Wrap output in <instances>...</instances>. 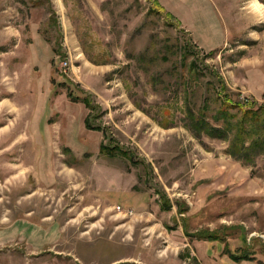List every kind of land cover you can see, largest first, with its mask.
I'll return each mask as SVG.
<instances>
[{"label": "rangeland", "instance_id": "374dc122", "mask_svg": "<svg viewBox=\"0 0 264 264\" xmlns=\"http://www.w3.org/2000/svg\"><path fill=\"white\" fill-rule=\"evenodd\" d=\"M218 78L264 103V0H0V264L264 260V151L245 165L187 120L222 126ZM240 228L256 261L224 253Z\"/></svg>", "mask_w": 264, "mask_h": 264}, {"label": "trees", "instance_id": "16d2710c", "mask_svg": "<svg viewBox=\"0 0 264 264\" xmlns=\"http://www.w3.org/2000/svg\"><path fill=\"white\" fill-rule=\"evenodd\" d=\"M153 5L154 8H157V10L161 13L164 12L157 1H153ZM152 10L154 9L152 8ZM164 15L168 18L172 17L168 13H165ZM218 84L220 93H222L223 96L221 95V109L219 110L216 119L223 120L222 126H212L204 118L197 117L190 109L187 110V120L190 122V127L194 132H197L199 134L205 133L210 137L218 136L220 138H226L228 140V155L236 161L242 162L245 165H250L254 162L255 156L264 151V103L259 104L256 102H249L248 100L236 102L232 101L229 98L228 94H223L226 91V87L223 82L219 80V78ZM61 85L65 87L70 86L77 88L75 84L68 80H64ZM67 97L72 102L82 103L88 110L96 109V106L92 103L90 97L86 93L83 95V97H77L73 96L71 91H69ZM232 111H235L236 113H232ZM84 126L86 129L90 130H101L98 127L92 126L91 115H87V117L84 119ZM99 151L100 153L110 157H114L116 154H121L127 159L130 158V156L126 152H120L119 150H117V147H111L109 145L101 144ZM161 198L164 199L161 203V208L163 210H169L170 204H166L164 196L161 195L160 200ZM179 209L180 214L185 212V210L181 208V205ZM240 229L242 234V237L240 238L242 244L244 245V247L242 248V250H244V253L231 251L226 244L224 245V253L233 262L241 263L243 261H256L257 254H254L256 251L255 248L258 240L254 241L255 244H248L246 237L243 236L244 229ZM188 236L191 239L195 238L204 242H218L221 244L225 243V235L215 231L200 230L196 233L188 234ZM251 248L253 250H251ZM247 249L249 251H247ZM257 261L259 264H264V260L262 258H258Z\"/></svg>", "mask_w": 264, "mask_h": 264}, {"label": "built area", "instance_id": "2783aa9c", "mask_svg": "<svg viewBox=\"0 0 264 264\" xmlns=\"http://www.w3.org/2000/svg\"><path fill=\"white\" fill-rule=\"evenodd\" d=\"M64 66L66 65V63L63 64Z\"/></svg>", "mask_w": 264, "mask_h": 264}]
</instances>
